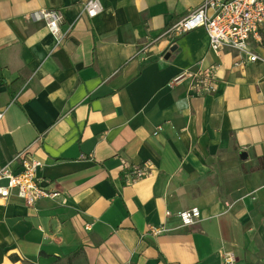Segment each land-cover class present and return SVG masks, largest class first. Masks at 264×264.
<instances>
[{"label":"crops","instance_id":"crops-1","mask_svg":"<svg viewBox=\"0 0 264 264\" xmlns=\"http://www.w3.org/2000/svg\"><path fill=\"white\" fill-rule=\"evenodd\" d=\"M87 1L0 0V165L26 151L66 199L0 197V264H264V62L201 28L161 36L203 0H99L94 18ZM247 46L264 61V26ZM210 67L211 95L168 85ZM127 163L147 175L126 182Z\"/></svg>","mask_w":264,"mask_h":264},{"label":"built area","instance_id":"built-area-1","mask_svg":"<svg viewBox=\"0 0 264 264\" xmlns=\"http://www.w3.org/2000/svg\"><path fill=\"white\" fill-rule=\"evenodd\" d=\"M99 0H88L83 6V12L89 17H96L101 11ZM35 21H43L52 35L58 36V27L62 22V15L56 10H37L29 14ZM264 26V0H203L202 3L191 10L184 18L168 27L161 36L177 38L196 29H203L209 40V48L218 54L222 51H236L248 56V61H262L258 56L250 53L247 43L251 40L260 41ZM190 80V91L195 96L211 95L215 91L213 68L199 69L196 72H184L173 78L169 86L183 79ZM4 112H0V121ZM161 128L158 127L156 131ZM156 132H154L155 134ZM14 161L18 167L13 170L10 165H0V197L7 198L14 191L25 205L35 206L40 200L61 198L63 204L65 197L58 190L49 188L41 180L39 170L41 162L28 157L26 151L15 154ZM125 180L134 182L148 173L147 165H134L127 163ZM166 216H170L166 212ZM180 224L177 229L187 228L197 223L200 218L199 210L195 207L176 214ZM175 230V229H174ZM173 229L164 226L151 227L150 232L157 236L167 234ZM223 264H232L233 254L223 252Z\"/></svg>","mask_w":264,"mask_h":264},{"label":"water","instance_id":"water-1","mask_svg":"<svg viewBox=\"0 0 264 264\" xmlns=\"http://www.w3.org/2000/svg\"><path fill=\"white\" fill-rule=\"evenodd\" d=\"M173 50V49H172Z\"/></svg>","mask_w":264,"mask_h":264}]
</instances>
